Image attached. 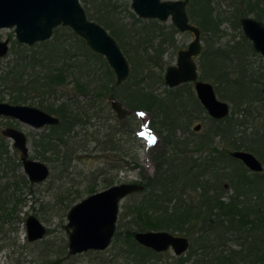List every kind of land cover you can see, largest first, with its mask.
<instances>
[{"label":"rangeland","instance_id":"374dc122","mask_svg":"<svg viewBox=\"0 0 264 264\" xmlns=\"http://www.w3.org/2000/svg\"><path fill=\"white\" fill-rule=\"evenodd\" d=\"M131 1H103L108 4L110 8L108 11L110 19H112L115 30H121L122 34H119L120 41L130 54L129 57L123 52L129 64V75L119 85H116L113 70L106 61V65L102 62V58L103 60L105 58L103 56L101 59L96 57L94 54L97 53L91 51L87 45L82 44L78 37L73 36L70 33L72 30L68 27L64 29L58 28L57 31L52 32L51 38L47 41L38 42L32 46L17 42L13 28L0 29V41L7 40L8 42L7 53L2 57L0 56V102L13 104L11 102L12 92L1 82V79L3 72H7L12 64L16 60H20L23 56H27L26 59H31L33 56L36 59L45 57L46 60L48 57V59L50 58V60L55 61V63L50 64L58 67L62 60L60 57H56L53 52L56 47H66L69 48L68 64L74 62L77 66L80 60L88 61L90 65V72L87 70L86 73V76L89 73V77L79 80L80 83L78 82V86H76L77 81L75 78L77 74L73 73L76 72V67H72V69L66 72V78L62 84L55 85L50 91H42L39 87L37 90L30 89L27 102L16 103L41 109L43 108L40 106V103L52 105L53 108L64 103L69 107L68 111L75 114L80 120L79 125L73 127L70 135L75 134L77 136L76 139L78 142L80 140L83 146H79L75 156L71 158L70 163L66 159L64 163L66 164L65 169L60 163L59 157L52 155L48 151L45 153L48 159H41L33 147V139L41 134L48 133V128L33 129L17 120L0 116V131L6 127H14L23 131L28 137L29 158L45 163L50 169L49 177L44 182L30 183L23 172L22 165L15 167V169L13 168V148L8 154L3 155L0 160V190H3L4 198L9 195L10 199L12 191L11 187L6 190L3 189L6 183L16 181L19 183L17 195L21 200V203L17 206L18 219H15V222L13 219H10L9 223L0 224V264H125L124 254L121 253V251L128 248L127 244L129 239H127L125 231L126 229L133 232L138 231L137 226L132 224L131 214H134L136 207L141 206L145 212L148 205L146 198H144V193H132V195L126 196L121 201L116 221V229H118L119 224V229L117 230L119 236L117 239L112 238L108 248L103 251H86L76 255L68 254V235L65 230V224L67 223V212L72 205L88 195L102 191L114 184L133 182L143 186L145 180H151L156 171V164L154 165V161L152 160V157H154L152 150L154 149L141 137L142 131L148 130L146 123H144V118H147L146 113L140 111L135 114V110L122 102L124 107L127 108V114L122 119H118L110 104L112 99L110 100L108 97L104 98V100L100 99V95L103 92L114 91L118 94L121 93L129 99L130 91L152 92L165 102L169 101L166 98H175V101L179 102V104H186V110L180 107L174 108L177 111L174 113V116L172 113H168L169 110L167 112L162 110V113L158 112L157 123H153L154 127L159 130L158 127L163 122L162 120L166 118L165 115L172 122L171 132L165 128L159 130L161 134L157 131H152L159 139L158 147H161L163 150L158 156L161 161L162 173L167 169L170 162L177 164L181 162L180 164H183L191 156L193 159L207 157L212 146L217 147L219 151L217 156L219 158L222 157L221 150L226 146V143L219 136L215 135L216 124L212 122L211 117L208 116L198 101L194 93L193 84L183 83L177 86L179 89L176 90L175 88L177 87L169 88L164 83L166 67L176 64L177 52L187 48L193 39L192 33H174L172 35L173 40L171 41V35L167 33L168 29L163 30V40L165 43L166 39H169L167 45H164V43L160 52L149 51L151 54L150 62L146 56H141L136 62L135 59L138 58L137 54L133 53L132 55L134 46H138L136 32L141 31L142 34L153 30L152 26H154V23L150 21H157L161 26H168L170 20L160 22L156 19L140 18L133 11ZM230 1L214 0V7L218 12L222 11L224 15L223 22L219 26L221 31L219 42L222 44L227 43V41L238 40L242 34L240 25L237 27L233 23V19L229 20L227 17L229 15L228 13L231 12ZM79 2L88 14L94 15L96 13L102 15V10L97 12L99 7L97 0H79ZM103 2H100V4ZM187 13L189 14V12ZM107 31L108 33L110 32L109 29ZM208 35H201V51L206 48L205 40L208 38ZM158 39L160 37L156 38L154 43ZM254 53L249 52L246 60L248 69L257 73L263 65V60L260 54L257 52ZM195 61L199 68L200 54L195 58ZM84 70L86 71V69H83L81 74L84 73ZM44 73V67L37 66L32 70L31 68L27 69L26 76L28 81L31 82L33 76L30 75L35 74L43 77ZM36 81L41 82V80ZM211 83L213 84V82ZM262 94L264 95V93ZM217 97L224 100L219 96ZM115 99L119 100L117 98ZM140 100L136 99V101ZM224 101L229 104V116L235 121L242 122L234 127L235 136L238 139H241L244 133H250L255 127L263 125L264 113L257 102L253 103V105L251 104L247 109H243V107L239 108L237 105L235 107L234 103L227 99ZM252 107L260 112L256 110L251 111ZM196 125L200 126L199 130H194ZM168 133L171 134L172 141L166 144L163 136ZM6 139L12 145V141L8 138ZM200 140L208 141L210 143L209 149H205L200 153H192L194 149L192 143ZM164 144L165 146H163ZM56 148L61 150L60 146ZM240 150L245 149L242 148ZM250 152L261 160L255 151ZM16 153L19 158V152L17 150ZM175 157H181L183 161L177 162L174 160ZM262 163L264 167V162ZM218 164L219 167L223 166L221 161ZM226 164L229 167L238 168L239 162L236 160L233 163L229 159L226 160ZM174 171L173 169L170 173ZM244 171L247 175L251 174L247 168ZM262 173H264V169ZM23 176L26 182H23L21 178ZM158 188H160L159 185H155V189ZM233 194L234 190L228 185H225L222 199L227 201L229 196ZM160 196L162 198V195ZM188 196L189 194L185 197L188 198ZM164 199L167 200L166 197ZM239 200L247 203L243 197H240ZM251 202L253 201L251 200ZM12 205L13 202L11 201L8 207L12 208ZM146 211L149 214L147 209ZM3 214L0 211V216ZM29 215L38 218L46 228L45 235L41 239L32 242L27 240L25 229V220ZM148 230L165 229L151 228ZM171 233L179 236H188L190 234L187 233L188 235H185L184 232L179 231H171ZM244 239H233L223 249H226V252L234 249L244 254V248L248 247V241L252 240V236L244 237ZM240 245L242 246L241 248ZM191 249L193 248H189L180 256L188 258ZM203 255L202 252L199 255H194L192 256V260L195 256L197 258ZM180 256H175L171 250H167L157 256L143 253L142 263L175 264L176 259ZM238 259V257L234 259V264H248L245 260ZM190 261L191 258L185 264H190Z\"/></svg>","mask_w":264,"mask_h":264},{"label":"trees","instance_id":"16d2710c","mask_svg":"<svg viewBox=\"0 0 264 264\" xmlns=\"http://www.w3.org/2000/svg\"><path fill=\"white\" fill-rule=\"evenodd\" d=\"M97 1L99 6L97 12L102 10V15L88 14L86 11L87 18L98 22L106 30L109 29V34L117 41L120 49L123 50L122 52L130 57L127 49L120 41L121 30H115L112 19H110L108 13L110 8L107 3L103 2L106 0ZM99 1L103 3L100 4ZM230 7L231 12L228 13L227 17L229 20L233 19V23L237 27H239V19L244 16H252L264 23V0H231ZM186 10L189 12V14L187 13L189 21L200 29L201 35L209 34L205 40L206 48L200 53V79L213 82L216 95L233 102L235 107L237 105L239 108L247 109L251 104L257 102L264 113V95L261 91L264 69L261 68L256 73L250 71L247 66L246 56L249 52L255 54L251 43L242 34L238 40L227 41L225 44L219 42L221 33L219 26L223 22L224 15L222 11L218 12L214 7V0H189ZM150 22L154 23L153 30L142 34L141 31H138L135 34L138 36V46H134L132 55L133 53L137 54L136 62L141 56H146L150 62L151 54L149 51H161L165 43L163 30H169L167 33L171 35V41L173 40L172 35L178 33L172 23L168 26H161L157 21ZM58 28L64 29L65 27L57 26L52 32L57 31ZM70 33L86 45L81 37L73 31ZM159 37L160 39L154 43L155 39ZM168 42L169 39L167 38L164 45H167ZM53 53L62 60L58 67L52 66L50 63H55V61L48 59V57L46 60L45 57L36 59L33 56L31 59H26L27 56H23L20 60H16L7 72H3L1 82L12 92L11 102L13 104L27 102L30 89L37 90L39 87L42 91H50L55 85L62 84L66 78V72L72 67H76V72L73 73L78 76H75L76 86L79 85V80L89 77V73L86 76L87 70L90 72L88 61L79 60L77 66L74 62L72 64L67 63L69 61V48L56 47ZM94 55L99 59L102 58L101 55ZM105 61L102 58V62L106 65ZM37 66L44 67V76L39 77L32 74L30 76L33 78L29 82L26 76L27 69L31 68L32 70ZM83 69L86 71L84 70V73L81 74ZM36 80H41V82ZM175 89L177 90L179 87ZM129 96L131 100L121 93L106 91L100 95V99L117 98L135 111H145L148 127L160 134L159 130L162 128L171 132L172 122L165 115L166 118L162 120L163 122L159 127L157 126L159 129L157 130L153 123H157L158 112L162 113V110L165 112L169 110L168 113H172L174 116V113L177 112L174 108L187 109L186 104H179L175 98H166L169 101L165 102L152 92L130 91ZM136 99L141 100L136 101ZM195 101L197 102V100ZM40 106L48 113L57 116L59 123L47 126L48 133L35 137L32 141L33 147L41 159H48L45 156L48 151L59 157L60 163L65 169L66 159L70 163L79 146H83L80 140L78 142L75 134L70 135L73 127L79 125L80 120L75 114L68 111L69 107L64 103L54 108L52 105L43 103H40ZM253 110L260 112L252 107L251 111ZM211 120L216 124L215 135L226 143V146L221 150L222 157L217 156L219 151L217 147L212 146L209 155L203 159H193L191 156L192 159L189 158L188 161L180 164V161H183L182 158L175 157L174 160L180 163L170 162L168 166L166 165L167 169L162 173L161 161L158 156L163 150L161 147L152 150V155L154 154L152 160L154 165L156 164V171L151 180H145L143 190L139 192L145 194L144 198H146L148 205L146 209L149 214L146 209L145 212L143 211L142 206L136 207L134 214H131L132 224L137 226V230L153 228L165 229L170 232H184L185 235L190 233L185 237L189 241V248L192 247L193 249L190 250L188 258L180 256L176 259L175 264H185L190 258V264H234L236 257L239 258L238 260H245L248 264H264V173L251 172L250 175H247L244 171L245 167L239 161L238 168L229 167L226 164V160L229 159L233 163L236 162L230 156L231 149L242 148L255 151L264 162V123L255 127L250 133H244L241 139H238L235 136L234 127L242 122L235 121L229 115L221 120L213 118ZM163 138H165L166 144L172 141L170 133L164 135ZM11 146L0 131V160L13 148ZM58 146L61 147V150L56 148ZM192 147H194L192 153H200L205 149L208 150L210 143L206 140L194 141ZM12 150V165L15 169V167L21 166V162L16 150L14 148ZM220 161L222 167H219ZM173 169L175 171L170 173ZM21 178L23 182H26L24 176ZM155 185H159L160 188L155 189ZM225 185L234 190V194L230 195L227 201L222 199ZM10 187L12 188L10 199L9 195L4 198L3 190H0V211L4 213L0 216L1 225L9 223L10 219H13L14 222L15 219H18L17 206L21 203L17 195L19 183L16 181L7 182L3 189L6 190ZM187 194H189L188 198L185 197ZM240 197L245 198L247 203L240 201ZM11 201L13 205L12 208H9ZM124 218L126 217L124 216ZM118 229L115 230L113 238L117 239L119 236ZM133 233L129 229L125 231L126 237L129 239L128 248L121 251L124 254L125 264H143V253L154 256L161 254L139 245L133 239ZM248 236H252V240L248 241V247L244 248V254L234 249L230 252L223 249L233 239L245 240L244 237ZM201 252L204 254L203 256L197 258L195 256L192 260V256L199 255Z\"/></svg>","mask_w":264,"mask_h":264},{"label":"water","instance_id":"95a60500","mask_svg":"<svg viewBox=\"0 0 264 264\" xmlns=\"http://www.w3.org/2000/svg\"><path fill=\"white\" fill-rule=\"evenodd\" d=\"M187 3L188 0H132L131 7L140 18L160 22L170 20L179 32L193 34L187 48L177 52L176 64L166 67L164 83L169 88L193 83L194 93L208 116L221 120L229 114V104L216 96L210 82L199 79L195 57L201 52L200 29L190 23L186 12ZM239 23L243 35L251 42L253 50L263 57L264 62V23L248 16L241 17ZM57 26L70 28L85 41L91 51L103 56L115 74L116 85L127 79L129 64L117 41L100 24L87 18L79 0H0V29L13 28L15 39L19 43L32 46L46 41L51 38L52 31ZM7 51V40L0 41V56H4ZM262 92L264 93V80ZM111 107L118 119L127 114L126 108L118 101H112ZM0 116L17 120L33 129L59 123L57 116L40 108L8 102H0ZM199 128L196 125L194 130ZM1 134L10 139L13 148L19 152L22 169L29 182H44L49 177L50 169L45 163L29 158L26 134L14 127L2 129ZM144 138L151 147H156L159 143L149 131L144 133ZM230 156L251 172L263 171L262 162L249 151L233 150ZM142 190V185L133 182L114 184L72 205L67 212L65 224L68 254L103 251L108 248L115 233L121 201ZM25 229L30 242L41 239L46 233L45 226L33 215L26 218ZM133 239L157 253L170 249L175 256L185 253L189 246L187 237L166 230H138L133 233Z\"/></svg>","mask_w":264,"mask_h":264},{"label":"flooded vegetation","instance_id":"af4514ba","mask_svg":"<svg viewBox=\"0 0 264 264\" xmlns=\"http://www.w3.org/2000/svg\"><path fill=\"white\" fill-rule=\"evenodd\" d=\"M189 1V0H188ZM187 6V5H186ZM187 8V7H186ZM245 17V16H244ZM248 17H251V18H253L252 16H248ZM255 19V18H254ZM257 20V19H256ZM258 21V20H257ZM263 23V22H262ZM239 25H240V23H239ZM240 28H241V26H240ZM242 31V30H241ZM242 34H243V32H242ZM244 36V35H243ZM245 37V36H244ZM247 39V38H246ZM249 41V40H248ZM250 42V41H249ZM251 43V42H250ZM252 46V45H251ZM253 49V48H252ZM254 51V50H253ZM255 52V51H254ZM259 54V53H258ZM261 56V55H260ZM262 57V56H261ZM262 60H263V57H262ZM263 63V65L261 66V68L262 69H264V62H262ZM198 76H199V74H198ZM199 79H200V76H199ZM203 80V79H202ZM264 80V77H263V79H262V81ZM206 81V80H205ZM209 82V81H208ZM211 83V82H210ZM191 84H193V83H191ZM212 84V83H211ZM213 85V84H212ZM213 88H214V85H213ZM214 91H215V89H214ZM261 91H262V83H261ZM263 93V92H262ZM215 94H216V92H215ZM217 96V95H216ZM41 109V108H40ZM42 110H44V109H42ZM45 111V110H44ZM47 112V111H46ZM53 115V114H52ZM14 120V119H13ZM45 127H47V126H45ZM43 128V127H42ZM27 136V135H26ZM6 138V137H5ZM27 139H28V137H27ZM236 150H239V149H236ZM233 151V150H232ZM230 153H231V151H230ZM233 158V157H232ZM234 159V158H233ZM236 160V159H235ZM238 161V160H237ZM263 169H264V167H263ZM118 218V217H117Z\"/></svg>","mask_w":264,"mask_h":264},{"label":"bare ground","instance_id":"6f19581e","mask_svg":"<svg viewBox=\"0 0 264 264\" xmlns=\"http://www.w3.org/2000/svg\"><path fill=\"white\" fill-rule=\"evenodd\" d=\"M186 12H187V10H186ZM187 16H188V14H187ZM171 23V22H170ZM191 23V22H190ZM179 32V31H178ZM193 35V34H192ZM200 38H201V31H200ZM200 54V53H199ZM196 58V57H195ZM197 64V63H196ZM197 71V70H196ZM198 71H199V68H198ZM224 101V100H223ZM230 109V108H229ZM229 115V114H228ZM227 115V116H228ZM226 116V117H227ZM144 123H148V119L147 118H144ZM152 130V129H151ZM152 131H154V130H152ZM146 131H142V133L141 134H144ZM151 147V146H150ZM151 148H157V146L156 147H151ZM240 150V149H239ZM246 151V150H245ZM250 152V151H249ZM252 153V152H251ZM260 160V159H259ZM19 161H20V159H19ZM261 161V160H260ZM240 162V161H239ZM262 162V161H261ZM263 164V163H262ZM244 166V165H243ZM245 167V166H244ZM246 168V167H245ZM251 172V171H250ZM253 173H255V172H253ZM260 173H262V172H260ZM116 230V229H115ZM171 233V232H170ZM173 234V233H172ZM188 248H189V246H188ZM149 249V248H148ZM170 250V249H169ZM188 250V249H187ZM155 252V251H154ZM165 252V251H164ZM161 253H163V252H161ZM184 254V253H183ZM182 255V254H181ZM180 256V255H179Z\"/></svg>","mask_w":264,"mask_h":264}]
</instances>
